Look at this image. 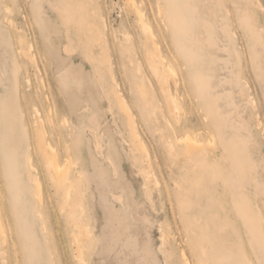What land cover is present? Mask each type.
<instances>
[{"label":"rangeland","instance_id":"1","mask_svg":"<svg viewBox=\"0 0 264 264\" xmlns=\"http://www.w3.org/2000/svg\"><path fill=\"white\" fill-rule=\"evenodd\" d=\"M61 1L0 0V110L4 103L25 114L28 136L23 141L26 148L29 146L35 168L20 165L27 202L22 214L11 206L5 156L12 145L3 143L0 124V202L7 235L3 245L6 264H78L70 226L60 211L62 192H56L50 184L30 135L34 108L41 113L61 157L63 149L48 123V112L53 111L61 140L71 147L75 163L71 173H81L83 217L91 230V241L83 249L88 264H184L182 251L189 264H203L206 258L212 261L216 256L221 257L216 261L220 264L229 254L237 261L259 264L262 255L251 248L233 203L240 195L248 196L264 232V0H182L192 27L200 33L198 43L192 39L184 42L198 54L200 65L192 70L175 51L171 35L160 23L155 25L157 31L161 27L160 32L165 33L170 50L164 49L171 51L181 77L180 84L173 88L184 98L178 122L170 120L174 130L166 125L165 118L169 117L164 97L147 68L143 73L152 83V104L142 103L134 91L133 81L138 75L126 61V53L121 55L119 45L122 34L131 32V58L142 57L133 17L124 10L122 0H94L107 20L106 38L115 81L135 116L147 157L129 146L126 119L109 94L114 83L106 72L101 80L95 70L97 49L89 45L88 52L79 47L73 55L63 51L66 28L54 8ZM246 15L254 29L252 35L240 24ZM207 28L213 32L208 47L202 41ZM224 29L236 34L233 45L237 58ZM70 32L78 31L70 25ZM19 38L32 44L39 70L19 54ZM14 62L18 65L15 78ZM195 70L203 71L210 84L202 100L193 90ZM207 105L210 119L204 118ZM216 110L220 121L215 122L223 143L234 139L244 144L243 160L250 169L240 184L211 123ZM62 120L67 121V128ZM185 132L200 133L204 139L211 134L214 138V146L205 147L206 164L197 168L192 180L189 167L174 159L167 149L169 140L175 142L174 135ZM77 139L80 154L74 144ZM174 147L178 151V145ZM32 176H37L41 185L39 202L34 197ZM25 218L31 225V236L22 226ZM162 233L166 235L164 244Z\"/></svg>","mask_w":264,"mask_h":264},{"label":"bare ground","instance_id":"2","mask_svg":"<svg viewBox=\"0 0 264 264\" xmlns=\"http://www.w3.org/2000/svg\"><path fill=\"white\" fill-rule=\"evenodd\" d=\"M75 1V3H74ZM124 4V10L132 16L134 19V31L136 32L137 40L142 46V57H136L135 60L131 58V54L134 52L132 45L134 37L131 32L126 31L122 34L123 40L119 41L121 48V55L126 53L128 63L133 66L134 72L138 77L133 81L134 91L142 103L145 105L152 104L153 89L152 83L146 74L143 73V69L147 68L156 79V83L159 91L164 97V101L167 108L169 118H165L166 125L173 129L172 123L178 122L179 115L182 111L181 102L184 101L183 96H178L176 92H173V88L176 89L180 84L181 77L175 66V59L168 51L167 43L165 42L163 34L161 33V27L158 31L155 25L161 24L166 33H169L172 38L173 46L177 54L184 61L185 65L192 70L196 65H200L198 62V54L186 47L187 40L192 39L198 43V36L200 33L194 30L192 23L188 19L186 11L182 7V0H122ZM94 0H62L54 8H57L61 19L66 28V44L63 47V51L68 55H73L77 48L82 47L89 51V45L97 49V56L95 57V70L101 80L104 79L105 72L109 79L114 83L110 88L109 94L113 99L118 110L124 115L126 119V126L128 130L131 150L147 157V148L145 143L140 137L135 122V116L129 106L128 100L118 88L113 73V63L111 61V55L109 53V41L106 38L108 31V24L106 17L101 13L93 3ZM36 13L39 14V8L36 5ZM229 14V12H227ZM240 24L243 25V29L249 33H254L252 24L249 21V17L246 15ZM11 24V22H9ZM70 25L73 26L78 32L73 34L70 32ZM159 27V26H158ZM225 36L232 44L233 51L237 58V52L234 48L233 42L236 37L235 33H232L228 29H224ZM204 46H209L213 42V32L207 28L205 30V37L202 40ZM19 44L21 48L19 54L26 57L34 67L39 70L36 56L33 53V46L30 43L25 42L19 38ZM165 48V49H164ZM136 56V53H134ZM237 67V60L235 63ZM18 65L14 62L12 64V75L15 78ZM42 84V80H41ZM192 84L195 96L197 99L206 98V90L210 89V84L203 71L195 70L192 77ZM207 101V100H206ZM155 108L159 107L155 106ZM110 108V107H109ZM218 109V108H217ZM205 119H210V108L207 105L205 109ZM33 121L31 123V132L34 145L38 150V153L42 160L43 171L46 173L50 184L56 192L61 191L63 197V203L61 204L60 211L66 215L67 223L70 226L71 241L75 246V259L78 264H88L83 256V249L91 241V230L89 223L83 217V208L81 200L83 196V190L80 186L81 173L75 170L71 173V166L75 164L71 159V147L67 141L61 140L58 124L55 120V114L52 110L48 112V123L54 127L56 131V140L61 144L63 149V155L60 157L58 150L53 146L49 131L45 125L44 119L38 109L34 108ZM220 114L216 110V117L211 118V123L214 128L217 129L218 135L221 138V144L223 150L227 153L228 159L236 171L239 177L236 180L237 184H240V179H244L248 175L250 169L249 164L243 160L244 144L238 143L234 139H230L225 145L221 137V132L218 129L215 121H220ZM23 117L25 114L19 109L12 108L11 105H1L0 110V124L3 128V143H11L12 147L6 150L5 156L6 170L9 172L10 184L8 189L12 197V208H18L24 211L27 206L26 193L24 190V181L20 175V165H23L29 169H35L32 163L31 154L28 148L25 147L23 137L28 136L26 125L23 123ZM62 125L68 127V123L62 120ZM175 142L169 140L167 142V149L169 154L176 160L184 162L189 168L188 171L193 174L194 179L197 168L202 164H206L204 156L207 154L206 146H214L213 135L208 134L204 139L200 136V133L194 134L185 132L181 136L174 135ZM176 143V144H175ZM75 148L77 153H81L80 141L76 140ZM178 145V151L174 146ZM7 147V146H6ZM98 148L99 145H96ZM26 148V154L23 156V149ZM142 170H145L142 168ZM145 174V172L143 171ZM148 174V173H147ZM190 179L189 177H186ZM189 180V182L191 181ZM33 185V193L35 199L39 202L41 199V185L37 176L31 178ZM191 183V182H190ZM24 185V186H23ZM256 187L255 185H253ZM2 194L0 193V201ZM3 198V197H2ZM2 203L0 202V258L2 264H6L7 257L3 245L7 242V235L5 232L3 217H2ZM235 211L239 218L242 220L246 227V231L249 236V244L251 248L257 253L262 255L263 260L259 261V264H264V232L261 218L257 209L253 206V201L245 195H240L233 203ZM41 217V214H40ZM22 226L29 230V236L31 225L28 220H22ZM42 228H44V222L42 220ZM162 243L166 241V235H161ZM206 257L207 253L202 251ZM184 264H189L188 259L184 251L181 253ZM217 258L214 257L212 261L206 258L203 264H217ZM228 260L220 264H251L249 260L237 261L231 254L226 257Z\"/></svg>","mask_w":264,"mask_h":264}]
</instances>
